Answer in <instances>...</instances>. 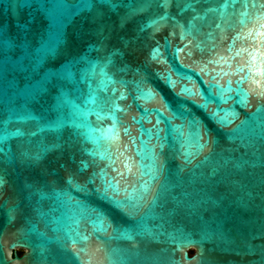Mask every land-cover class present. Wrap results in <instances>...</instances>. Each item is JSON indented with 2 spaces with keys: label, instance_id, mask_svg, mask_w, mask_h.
<instances>
[{
  "label": "water",
  "instance_id": "95a60500",
  "mask_svg": "<svg viewBox=\"0 0 264 264\" xmlns=\"http://www.w3.org/2000/svg\"><path fill=\"white\" fill-rule=\"evenodd\" d=\"M261 14L0 0V264H264Z\"/></svg>",
  "mask_w": 264,
  "mask_h": 264
},
{
  "label": "snow or ice",
  "instance_id": "6c2138e0",
  "mask_svg": "<svg viewBox=\"0 0 264 264\" xmlns=\"http://www.w3.org/2000/svg\"><path fill=\"white\" fill-rule=\"evenodd\" d=\"M256 19H257V21L260 22L261 28H264V14L258 15L256 17ZM241 23L243 24L244 22L241 21ZM247 35L248 36H251L252 35V32H249ZM244 38H245V34H243V33H237L236 37L233 39V46L235 44V40L236 39H244ZM261 95H264V92H262ZM78 255H79V253H78ZM82 264H84V262H82Z\"/></svg>",
  "mask_w": 264,
  "mask_h": 264
},
{
  "label": "trees",
  "instance_id": "16d2710c",
  "mask_svg": "<svg viewBox=\"0 0 264 264\" xmlns=\"http://www.w3.org/2000/svg\"><path fill=\"white\" fill-rule=\"evenodd\" d=\"M19 253H22V250H19Z\"/></svg>",
  "mask_w": 264,
  "mask_h": 264
}]
</instances>
